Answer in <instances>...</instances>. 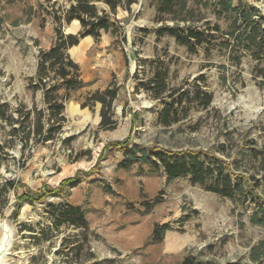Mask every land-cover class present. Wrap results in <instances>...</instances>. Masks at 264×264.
I'll return each mask as SVG.
<instances>
[{
  "label": "rangeland",
  "instance_id": "374dc122",
  "mask_svg": "<svg viewBox=\"0 0 264 264\" xmlns=\"http://www.w3.org/2000/svg\"><path fill=\"white\" fill-rule=\"evenodd\" d=\"M162 2L134 0L128 10L118 7L114 13L103 2L96 3L120 30L115 35L101 31L98 39L90 36L82 51L85 41L80 38L81 48L68 51L84 84L70 91L60 85L56 89L59 98L66 97V120L52 140L35 142L31 136L25 142L18 122L0 118L1 246L6 248L4 235L10 239L4 264H181L185 258L200 264H264V253L256 262L250 258L252 247L264 239V226L250 221L258 208L264 209V182L252 190L248 180L252 174L260 179L264 175V153L257 151L264 143V79L259 73L264 69V51H237L225 45L234 14H217L218 0H186L191 11L178 12L176 4L177 18L186 15V24L202 28L208 22L220 28L212 31L215 39L208 50L202 45L191 52L173 36L158 35L160 25L174 23L172 13L157 12ZM240 3L252 4L264 16L263 0H233L234 7ZM69 4V0H0V105L8 104L15 118L19 113L14 109L21 104L35 108L31 122L39 111L47 112L43 89L31 82H37L40 52L48 51L55 40L53 16L63 18ZM61 30L76 34L81 26L77 20H62ZM155 74L167 85L160 98L143 87L135 90ZM113 83L118 87L114 101L118 124L102 130L100 104L92 108L80 104ZM197 86L212 96L206 108L195 94ZM174 89L186 97L164 125L159 113L170 103L168 93ZM126 138V148L111 145ZM246 139L257 144L244 147ZM219 143H224L223 153L217 151ZM138 146L151 155L149 162L133 154L131 148ZM182 150L223 166L233 184L242 182L243 191L222 196L207 190L212 179L203 185L192 183L190 174L167 181L158 158L169 152L172 159H182L176 154ZM99 154L98 167L92 169ZM75 175L77 180L59 194L22 202L15 209L25 187L33 192L43 186L56 188ZM10 180L18 186L12 187ZM77 203L87 225H56L58 207ZM156 223H168L171 229L152 242ZM97 227L114 232L102 235ZM138 232L143 238L134 245L122 243Z\"/></svg>",
  "mask_w": 264,
  "mask_h": 264
},
{
  "label": "trees",
  "instance_id": "16d2710c",
  "mask_svg": "<svg viewBox=\"0 0 264 264\" xmlns=\"http://www.w3.org/2000/svg\"><path fill=\"white\" fill-rule=\"evenodd\" d=\"M69 1V7L63 11V18H61V16H53L54 23L56 24V37L48 51L40 52V61L38 63V71L36 75L37 82H31L33 87H40L43 89V100L45 102L47 112L45 113L43 110L39 111L37 119L34 120V122H31L30 114L35 110V108L26 109V107L21 104L20 107L14 109L19 113V117L15 118L13 114H11V109L8 104L0 105V118L5 121H9L10 124H12L13 121L18 122L19 126L24 129V138L22 139L25 142L31 136L35 139V142L52 140L55 131L60 130L62 124L66 120L63 115L64 100L66 97L59 98L57 96L56 89L60 85L63 86L66 91H70L72 89L79 88L84 84L78 64L70 58L68 52L69 49L77 45L79 43V39H82L85 36H91L98 39L101 36V31L109 32L112 35H115L120 30V26L116 20L110 17L109 12L114 13L118 7H123L128 10L129 6L134 2V0ZM97 2H103L106 4L109 8V12L106 10H99L96 6ZM176 4H178V12H184L186 15L190 13L191 10L186 7V0H163L162 4L158 6L157 12L159 14L172 13L173 16L171 20L174 21V23L172 26L166 24L160 25L159 28H157L158 35L160 36L167 33L173 36L178 43L186 45L188 50L191 52L196 51V49L202 45H205V49L208 50L212 41L215 39L212 31H219V26L214 25L213 27H210L208 22L206 23V26L202 28H199L194 24H186L189 20L186 15L179 16L177 18V14H175L176 8H174V6L176 7ZM216 7L217 14H221L223 12L234 14L230 23V28L226 33L229 37L228 42H226L227 44H225L226 46L237 51L251 50L253 53L264 51V26L261 24V22H264V16L261 14L259 9L254 8L252 4L248 3H240L234 7L233 0H218ZM62 20L65 23L77 20L81 26V31L76 34H64L61 30ZM181 22H183V25L180 24ZM259 73L264 79L263 68H259ZM202 79H204L203 76ZM139 87H143L147 91L151 92L155 98H160L162 93L167 90L166 82L159 74H155V76L147 82L139 83L135 86V90L137 91ZM195 94L201 97V105L204 108L209 106L212 99L210 93L202 91L200 87L197 86ZM117 96L118 87L114 83L109 84L102 90L97 89L92 92L89 96H87L84 102H81L80 107L92 108L96 103L100 104V121L98 123V128L102 130H113L118 124L117 119L114 118V101ZM168 97L171 99L170 103L166 104L159 113V118L164 125H168L170 123V114H176L177 109L184 102L186 94L184 92H180L178 89H174L168 93ZM136 117L137 113L134 112L132 114L133 121ZM17 129L18 128H13V130ZM128 142L129 138H126L124 141H115L111 145L119 148H126L128 147ZM256 144L257 142L255 140L250 139L242 140L241 143L242 146L247 148L254 147ZM218 145L221 149L218 147L217 151L223 153L224 143H219ZM107 147L108 146L105 145L103 149ZM1 148L2 147L0 145V149ZM131 149H133V154L139 153V161L144 163L150 161L151 155L147 154L144 147L138 146ZM257 151L264 153V143ZM176 154L177 156H182V159H177V157L172 159L171 157L173 153L169 152L158 158V161L163 168V172L167 177V181H172L179 176L190 174L192 183L203 185L207 182V180L212 179V182L207 187V190L222 196L232 197L234 193H240L243 191L244 185L242 182L233 184L230 174L224 173L223 166H216L215 164L211 165L208 161L206 162V160L198 158L197 154L191 152V150H182L180 152H176ZM100 159L101 154H99L96 164L92 169H97ZM92 169L87 171L86 174H90ZM215 171L216 173L214 175ZM77 177L78 176L75 175L61 180L56 188L43 186L38 190V192H33L29 188L25 187V192H22L17 197L15 209L18 211L22 202L32 201L34 198L41 201L49 194H59L61 189L66 184L75 182ZM248 180L252 181L251 189L254 190L261 185V182H264V175L262 179H260L252 174ZM9 184L12 187L18 186V182L14 186L11 180ZM19 186L22 187L23 185L19 184ZM147 205L149 204L147 203ZM58 208L59 214L55 219L56 225H60L63 222L77 227L80 225H87L84 221V214L78 206L63 204ZM250 221L264 226V209L258 208L252 214ZM170 229L171 228L168 223H156L153 226L151 241H160L164 233ZM262 253H264V239L260 240L252 247L250 252L251 261H258ZM181 264L200 263L193 262L188 258H185L182 260Z\"/></svg>",
  "mask_w": 264,
  "mask_h": 264
},
{
  "label": "crops",
  "instance_id": "0c3cea01",
  "mask_svg": "<svg viewBox=\"0 0 264 264\" xmlns=\"http://www.w3.org/2000/svg\"><path fill=\"white\" fill-rule=\"evenodd\" d=\"M90 39H91L90 36H86V37H84V38L82 39L83 41H85V43H84V47L81 49V51H82V50H86L85 45H86V46L89 45V43H90L89 41H91ZM79 44H82V43H79ZM81 46H82V45H80V46H78V45L76 46V45H75V46H73V47H71V48L69 49V52H70L71 50H75V51H73V52L76 53V52H77L76 50H78L79 48H81ZM71 52H72V51H71ZM76 205L78 206V205H80V203H77ZM78 207H79V206H78ZM96 229H97V231H99V233H101L102 235H104V234H105V235H106V234H111V231H113V230H107V229H106V230H105V229H100V228H98V227H97ZM132 231H134V229H132L131 232H132ZM108 232H109V233H108ZM113 232H114V231H113ZM142 238H143L142 233H141V232H138V234H136L131 240L123 239V240H122V243H124V244H126V245H134L135 242H137L138 240H141Z\"/></svg>",
  "mask_w": 264,
  "mask_h": 264
},
{
  "label": "bare ground",
  "instance_id": "6f19581e",
  "mask_svg": "<svg viewBox=\"0 0 264 264\" xmlns=\"http://www.w3.org/2000/svg\"><path fill=\"white\" fill-rule=\"evenodd\" d=\"M3 238H4V240L2 239L3 240V244H5L7 250H6V248H3L1 246L2 244H0V264H4L3 261H4L5 255L7 254V251L9 249V245H10L9 239L6 238L5 235H4Z\"/></svg>",
  "mask_w": 264,
  "mask_h": 264
},
{
  "label": "water",
  "instance_id": "95a60500",
  "mask_svg": "<svg viewBox=\"0 0 264 264\" xmlns=\"http://www.w3.org/2000/svg\"><path fill=\"white\" fill-rule=\"evenodd\" d=\"M9 242H10V239H9Z\"/></svg>",
  "mask_w": 264,
  "mask_h": 264
}]
</instances>
